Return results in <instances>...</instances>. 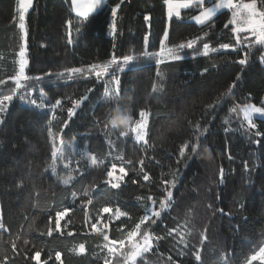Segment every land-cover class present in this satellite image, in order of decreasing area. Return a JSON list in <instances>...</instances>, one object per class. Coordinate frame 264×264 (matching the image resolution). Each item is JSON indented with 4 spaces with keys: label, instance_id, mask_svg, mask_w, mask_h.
<instances>
[{
    "label": "trees",
    "instance_id": "1",
    "mask_svg": "<svg viewBox=\"0 0 264 264\" xmlns=\"http://www.w3.org/2000/svg\"><path fill=\"white\" fill-rule=\"evenodd\" d=\"M17 7L18 0H0V106L8 105L0 113V264H104L103 246L113 240L124 244L109 264H125L131 244L142 240L129 241L127 233L146 210L161 215L141 225L153 240L135 264H245L264 246V135H255L264 133V119L249 128L240 111L264 107V47L236 45L234 25L224 26L232 11L197 25L192 19L202 9L183 10L164 39L163 0H107L87 17L74 13L71 0H35L24 38ZM190 41L192 48H178ZM24 43L28 79L17 87ZM170 49L182 58L167 59ZM113 55L133 61L123 71L112 65L101 79L69 72ZM113 74L119 95L110 99ZM117 107L131 109L127 125L110 122ZM141 111L147 143L135 140ZM166 188L172 197L160 209ZM117 210L126 215L117 218Z\"/></svg>",
    "mask_w": 264,
    "mask_h": 264
},
{
    "label": "snow or ice",
    "instance_id": "2",
    "mask_svg": "<svg viewBox=\"0 0 264 264\" xmlns=\"http://www.w3.org/2000/svg\"><path fill=\"white\" fill-rule=\"evenodd\" d=\"M74 3H76V0H74ZM102 3H103V0H83L82 3H76V8L81 17H87L89 13L95 12L97 9H99ZM163 3L167 6V16L169 19H171L173 16L180 17L181 16L180 9H188L191 7L202 9L200 14L194 17V19L200 24H204L206 21H211L212 18L217 14V9H232L233 11H232L231 19L224 26L227 27L228 24L234 25V27L232 28V32L235 34L236 45L245 44L250 41L251 43L248 44L249 47H251L252 45H260L264 47V0H259V4H258V0H250V2H247V3L241 0V3L239 4H237L235 0H219V2L216 3L214 7H206V8L204 7L205 0H176L175 3H171V4L169 3V0H163ZM32 4H33V0H29V4L27 6L25 5V0H18L17 11L19 13V27L21 30H24L25 33L27 31L26 24H25V16H26V13L29 11V9L32 7ZM119 7L120 5L117 4L115 11L119 9ZM145 18L148 19V17H145ZM112 30H113V34H115V31H116L115 23H113L112 25ZM240 33H247L248 35L241 38ZM167 36H168V33H167V30H165L164 39H167ZM194 43L195 41H190L186 45H179L178 48H184V47L192 48ZM209 47L210 46L207 43L203 45L204 55L208 54ZM220 47L223 49H229V48H233L234 46L230 44H222L220 45ZM168 51L173 54L172 56L178 59L182 58L179 55H175V50L170 49ZM24 57H25V52L24 51L20 52L21 59H20L19 66L21 65L23 66V75L26 79H28V77H26L25 75V68H26L27 61L24 59ZM260 59L262 62H264V55H262ZM247 60H248V54L245 53L244 58L241 59L239 63L241 65H244L247 63ZM132 61H133L132 57L124 56L121 62L120 60L117 59L115 55H113L111 60L107 61L103 65L93 64L87 70L84 68H72L69 70V72L72 74L94 72L96 78L101 79L103 75L107 74L108 69L112 65H116L120 69V71H123L124 70L123 66L130 64ZM204 71H207V69H205ZM71 78L72 76L69 75L68 79H71ZM112 79L115 85L114 91L106 90L105 92V95L108 96L110 99L114 98L113 93H115L116 95H119L120 81L116 77L115 74H113ZM239 79L240 77L237 76V80ZM231 87L234 88L235 83H233ZM153 90L154 91L156 90L155 87ZM87 98H88L87 95H85L81 100H77L75 102L76 107H79L81 103L83 102V100H86ZM56 104L59 105L60 101L57 100ZM7 107L8 105L0 106V113H3L7 109ZM68 111H69V118H71V116L74 114V110L69 109ZM232 111L235 112L236 109L233 108ZM242 111H243L244 119L247 121L249 128L257 127L256 124L253 122V118H252L254 113L264 115V107H257L254 104L244 105ZM139 115L141 117V121L137 123L138 126L135 129V138L138 141H144V143H147V140L145 139V134H144V129L146 126L144 122V118L146 117L147 113L144 111H141ZM53 118L55 117L53 116ZM2 122H3V119L0 118V123ZM125 123L127 125V118H125ZM113 127H116V126L113 125ZM141 128L143 129V132H141ZM121 134L123 135L124 133H121ZM255 135L261 136V135H264V133H260L259 131H257ZM186 149H187V145H185L184 148L181 149L180 151L181 157H184ZM193 151H195V149H193ZM56 154H57L56 151H54L53 156L55 157ZM92 163L94 165L96 164L95 158L92 159ZM140 163L143 164V161H141ZM115 169H116V165H113L112 170L107 172V176L111 178L113 176V172L115 171ZM52 170L53 172H55V164H53ZM119 171L121 173H124V175H127L123 167H120ZM123 178H124L123 176L117 177L118 180H123ZM143 178L144 180L149 179L147 175H145ZM64 183L67 184L68 180H65ZM165 183L167 184L169 182H165ZM111 186L114 188H119L120 184L114 183ZM171 187H175L174 182L171 183ZM165 192H166V199L165 201H162L160 203L159 205L160 209H164L165 207H167L168 202L171 200V197H172L171 190L166 188ZM84 195L88 196V193L85 192ZM73 196H75V193H73ZM91 203H92V200L90 198L87 199V204H91ZM153 204H155V201H153ZM68 211L69 209L66 208L64 211L57 212L56 216L58 218H62L68 214ZM102 212L110 213L112 212V209L110 207H104L102 209ZM121 215H126V214L121 213L119 212V210H117V218H119V216ZM160 215H161L160 211L151 210V214H148V210H146L145 215L140 218L139 223L135 224V228L132 231L127 233L129 241L133 240L137 235H142V242L131 244L130 253L127 256L129 264H135L136 257L140 256L142 253L148 252L152 246L153 237L148 232H144L143 234H141L140 233L141 225L149 221L154 224L156 220L153 219V217H156L157 219H159ZM56 227L59 228L58 222H57ZM2 228H4V225L2 222H0V229ZM92 228L95 229L96 225L93 224ZM47 234L51 235V230H49ZM103 239L107 241L108 240L107 235H105ZM155 239H159V237H156ZM118 243L120 246H123L124 241L118 242V241L113 240L110 242L112 246H109V244H105L103 246L107 250V253H108V256L104 257V264H109V257L113 255L114 252L116 251L115 246ZM79 251L80 252L85 251V246L83 243L79 245ZM39 258H40V252L37 251L35 253V259L39 260ZM56 258L57 259L60 258L59 253L56 254ZM196 259L199 260V255L196 256ZM257 260L261 261V264H264V246H261L257 253H254L253 255H251L250 258H248V260L245 262V264H252L253 261H257ZM3 264H7V261L5 260Z\"/></svg>",
    "mask_w": 264,
    "mask_h": 264
},
{
    "label": "rangeland",
    "instance_id": "3",
    "mask_svg": "<svg viewBox=\"0 0 264 264\" xmlns=\"http://www.w3.org/2000/svg\"><path fill=\"white\" fill-rule=\"evenodd\" d=\"M34 1L35 0H33V4H34ZM106 0H103V3L101 4V6L99 7V9H97L95 12H92V13H89V15H92V14H94V13H96V12H98L100 9H101V7L104 5V2H105ZM214 1H216V2H214ZM83 2V0H76V3H82ZM176 2V0H169V3L171 4V3H175ZM210 2H213L209 7H214L215 6V4L216 3H218L219 2V0H205V4L206 3H210ZM235 2L237 3V4H239V3H241V0H235ZM243 2H245V3H247L246 1H243ZM76 3H74V0H73V9H74V13L76 14V15H78V16H80L79 15V13H78V11H77V8H76ZM29 4V0H25V5L27 6ZM33 4H32V7H33ZM204 4V5H205ZM32 7L29 9V11L26 13V16H25V20H26V17H27V14L31 11V9H32ZM167 7V6H166ZM191 8H195V9H198V8H196V7H191ZM191 8H188V9H191ZM183 10H187V9H180V12L182 13V11ZM225 11H233L232 9H217V14L212 18V19H214L216 16H218L219 14H221L222 12H225ZM200 14V12L197 14V15H199ZM88 15V16H89ZM173 18H181V16L180 17H176V16H173L171 19H173ZM171 19H169L168 18V16H167V20H168V26H167V33L169 34V25H170V21H171ZM192 21L195 23V24H197V25H203V24H200V23H198L194 18L192 19ZM207 22H209V21H206L205 23H207ZM204 23V24H205ZM23 31V34H24V38L26 37V33H25V31L24 30H22ZM168 37V36H167ZM25 52V57H24V59L27 61V64H26V68H25V75H26V70H27V66H28V60H27V49H26V43H24L23 44V48H22V50H21V52ZM169 54V53H168ZM173 54H169V55H167L166 57H167V59H170V60H174V59H178V58H176V57H174V56H172ZM180 56V55H179ZM20 54H19V64H20ZM263 64H264V62H263ZM24 79H25V77H24V75H23V66L21 65V66H19V74H18V76L16 77V83H17V87H19L21 84H22V82L24 81ZM256 106V105H255ZM257 107H259V106H257ZM242 109L243 108H241V113H242V116H243V111H242ZM244 117V116H243ZM253 119H255V118H259V119H264V115H262V114H256V113H254L253 114V117H252ZM141 121V120H140ZM139 121V122H140ZM144 122H145V125H146V117L144 118ZM138 125H136L135 126V129H136V127H137ZM145 128H146V126H145ZM135 129H134V131H135ZM141 132H143V129L141 128ZM144 134H145V129H144ZM145 137H146V134H145ZM135 140H136V138H135ZM136 141H138V140H136ZM138 142H143V141H138ZM141 242H142V240H141ZM143 254V253H142ZM141 254V255H142ZM140 255V256H141ZM140 256H137L136 257V260L140 257ZM136 262V261H135ZM125 264H129V262H128V259H127V262L125 263Z\"/></svg>",
    "mask_w": 264,
    "mask_h": 264
},
{
    "label": "clouds",
    "instance_id": "4",
    "mask_svg": "<svg viewBox=\"0 0 264 264\" xmlns=\"http://www.w3.org/2000/svg\"><path fill=\"white\" fill-rule=\"evenodd\" d=\"M131 116V109H121V108H114L113 115L111 119V123L116 127H121L122 125H126L125 118Z\"/></svg>",
    "mask_w": 264,
    "mask_h": 264
},
{
    "label": "crops",
    "instance_id": "5",
    "mask_svg": "<svg viewBox=\"0 0 264 264\" xmlns=\"http://www.w3.org/2000/svg\"><path fill=\"white\" fill-rule=\"evenodd\" d=\"M106 1H107V0H106ZM106 1L104 2V4L106 3ZM71 2H72V7H73V0H71ZM103 6H104V5H103ZM103 6H102V7H103ZM102 7H101V8H102ZM73 11H74V9H73Z\"/></svg>",
    "mask_w": 264,
    "mask_h": 264
}]
</instances>
